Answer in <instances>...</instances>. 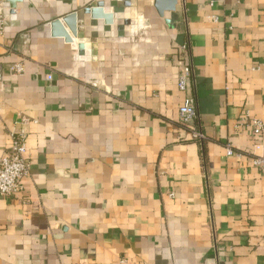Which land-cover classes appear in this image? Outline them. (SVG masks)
I'll return each instance as SVG.
<instances>
[{
    "label": "crops",
    "instance_id": "obj_1",
    "mask_svg": "<svg viewBox=\"0 0 264 264\" xmlns=\"http://www.w3.org/2000/svg\"><path fill=\"white\" fill-rule=\"evenodd\" d=\"M0 14V157L23 133L30 164L0 196V264H264V0ZM182 44L201 146L178 120Z\"/></svg>",
    "mask_w": 264,
    "mask_h": 264
},
{
    "label": "built area",
    "instance_id": "obj_2",
    "mask_svg": "<svg viewBox=\"0 0 264 264\" xmlns=\"http://www.w3.org/2000/svg\"><path fill=\"white\" fill-rule=\"evenodd\" d=\"M4 20L0 14V37L4 32ZM176 60L179 66L177 77V88L185 94L182 104L178 110L179 125L189 131L192 138L199 144L203 142L204 135L194 128L197 119V110L194 98L190 95V84L192 80V63L189 47L182 44L177 48ZM14 74H22L23 63L14 64L11 68ZM50 80V77H47ZM2 75L0 72V82ZM255 136L264 132V123L257 119L248 121ZM232 151L227 148V154ZM252 164L264 173V156L253 158ZM30 164L27 160L26 136L19 133L13 136L11 145L0 157V196L4 198H16L23 191L22 182L29 176Z\"/></svg>",
    "mask_w": 264,
    "mask_h": 264
},
{
    "label": "water",
    "instance_id": "obj_3",
    "mask_svg": "<svg viewBox=\"0 0 264 264\" xmlns=\"http://www.w3.org/2000/svg\"><path fill=\"white\" fill-rule=\"evenodd\" d=\"M10 9H15L18 3H21L22 0H2Z\"/></svg>",
    "mask_w": 264,
    "mask_h": 264
},
{
    "label": "trees",
    "instance_id": "obj_4",
    "mask_svg": "<svg viewBox=\"0 0 264 264\" xmlns=\"http://www.w3.org/2000/svg\"><path fill=\"white\" fill-rule=\"evenodd\" d=\"M200 146H201V143H200ZM201 158H202V161L205 162V157H204L203 151H201Z\"/></svg>",
    "mask_w": 264,
    "mask_h": 264
}]
</instances>
